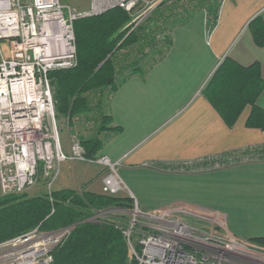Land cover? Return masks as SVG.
Segmentation results:
<instances>
[{"label": "crops", "instance_id": "0c3cea01", "mask_svg": "<svg viewBox=\"0 0 264 264\" xmlns=\"http://www.w3.org/2000/svg\"><path fill=\"white\" fill-rule=\"evenodd\" d=\"M202 2L183 6L185 20L169 32L172 44L165 56L105 102L111 127L120 131L97 156L118 163L117 172L146 211L244 241L264 238V161L201 174L162 168L264 145V131L246 125L251 106L229 127L204 92L226 59L243 67L258 63L264 80V48L249 29L258 16L264 22V0H219L211 23ZM256 104L264 110V92ZM63 149L68 155L70 146ZM106 174L97 164L66 161L53 187L101 194Z\"/></svg>", "mask_w": 264, "mask_h": 264}, {"label": "built area", "instance_id": "2783aa9c", "mask_svg": "<svg viewBox=\"0 0 264 264\" xmlns=\"http://www.w3.org/2000/svg\"><path fill=\"white\" fill-rule=\"evenodd\" d=\"M141 1L91 0L81 11L62 0H0V199L23 194L40 179L51 194L62 163H93L107 169L103 194L127 192L133 201L127 224L118 227L136 264H264V251L248 241L143 210L118 174V163L105 156L89 159L78 139L68 155L62 151L48 75L76 67L75 22L116 8L131 12ZM258 161H264V146L162 168L201 174ZM73 228L38 227L2 241L0 264H52Z\"/></svg>", "mask_w": 264, "mask_h": 264}, {"label": "trees", "instance_id": "16d2710c", "mask_svg": "<svg viewBox=\"0 0 264 264\" xmlns=\"http://www.w3.org/2000/svg\"><path fill=\"white\" fill-rule=\"evenodd\" d=\"M158 8L156 11L160 10ZM155 17L161 18V10L160 15ZM174 19L166 29L167 34L175 24L184 22L185 15L174 16ZM130 23V15L118 8L75 22L76 67L53 71L48 75L50 82L57 84L55 104L59 114L69 121L94 111L93 107L88 106L85 96L87 93L99 91L102 98L97 108L102 105L105 108V102L133 75L144 76L170 49L172 42L169 37L165 38L166 47L161 52L155 48V38L145 34L144 26L134 29L135 26ZM249 29L255 44L264 48L262 18L258 16L251 21ZM146 40L157 57L150 60L146 68L141 66L144 59L120 67L117 65L118 55L123 50ZM204 92L229 127L234 126L245 107L251 106L247 127L264 131V110L256 104L264 92V80L258 63L243 67L226 59L214 73ZM98 115L101 121L99 135L81 140L89 159L96 158L106 139L120 131L118 127H111V118L104 111ZM132 207L133 201L129 197H113L93 192L80 194L74 190L54 191L49 195L34 197L26 193L12 195L0 199V242L38 227L44 231H52L74 226L69 237L54 251L52 264H136L125 236L115 222H88V219L95 216V212L131 210ZM251 242L264 247V238Z\"/></svg>", "mask_w": 264, "mask_h": 264}, {"label": "rangeland", "instance_id": "374dc122", "mask_svg": "<svg viewBox=\"0 0 264 264\" xmlns=\"http://www.w3.org/2000/svg\"><path fill=\"white\" fill-rule=\"evenodd\" d=\"M90 1L91 0H62V2L65 5H68L72 8H76L77 10H81V11L89 8ZM196 1L198 0H142L135 9H133L131 12H128V11L126 12L131 17L130 24H133L135 26L134 29L138 28L140 25L144 26L146 29L145 34L147 33L151 35V37L155 38L156 50L158 49L159 51L162 52V50H165L164 48L166 47V45L164 44L165 38L169 37L171 39L169 34H167L166 29L168 28V26H171L170 23L175 21L174 16H180L183 14V12H180V11L181 9H183L184 5H188V4L192 5L193 3L197 5ZM202 1H203L202 4L206 3L205 7H207L208 9L205 12L206 19L208 20V22L211 23L214 20V16H215L212 12L216 9V7L213 8V6H217L219 4V0H202ZM195 4H193V6ZM159 6L160 8H158ZM157 8L161 10V18L155 17V15L156 16L160 15V10L156 11ZM152 18L155 20L150 21V19ZM180 24H175L174 26L180 25ZM151 48H152L151 44L146 40V41L141 42L138 45H135L126 50H123L120 53V55H118L117 65H119L120 67L121 65L130 64L131 62L142 61L144 59L145 61L141 63V66L146 68L148 66V62L152 60L154 57H156L154 56L156 55V53H153L152 52L153 50ZM56 85L51 83L55 101H56V96H55L56 95L55 93ZM85 96L88 99L87 100L88 106L93 107L94 111H92L91 113H88L87 115L79 116L72 121H69L68 118L64 117V115L59 114V111L56 107L57 105L55 104L56 119H57L59 134L61 137L63 153H64L63 145L71 146L75 138L81 142L82 139H88V138H92V137L99 135L98 130H99V125L101 121L99 118L100 116L98 114L104 111V105H102L100 108H97V105L101 101L102 96L99 93V91H91L87 93ZM170 173L195 174V173H188V172L182 173V172H175V171L170 172ZM56 188L57 187L55 185L53 187L52 192H54ZM74 191H78L80 194L84 192H90L89 190H86V189H75ZM25 193L30 197L46 195V194L49 195L41 179H40L39 184H37L32 189L26 191ZM101 194H103V192H101ZM113 197H121V198L125 197L126 198L128 197V193L127 192L121 193ZM140 207L143 210H145L141 204H140ZM101 213L103 216L101 217L97 216V215H101ZM129 213H130V210H122V209H111V210H105V211H98V212H95V216H92L90 219H88V222L97 223V222L110 220L112 222H115V225L124 227L127 224L126 222L128 220ZM118 216L120 218H118ZM248 242H250L256 248L264 251L263 246H260L257 243H254L251 241H248Z\"/></svg>", "mask_w": 264, "mask_h": 264}]
</instances>
